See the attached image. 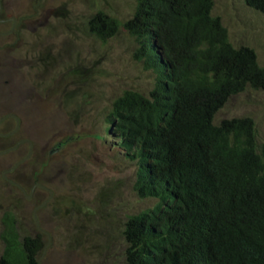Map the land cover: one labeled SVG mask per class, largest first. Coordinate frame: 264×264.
I'll return each mask as SVG.
<instances>
[{
  "label": "trees",
  "instance_id": "obj_1",
  "mask_svg": "<svg viewBox=\"0 0 264 264\" xmlns=\"http://www.w3.org/2000/svg\"><path fill=\"white\" fill-rule=\"evenodd\" d=\"M264 14V0H244ZM213 0H135L123 21L96 10L87 27L106 41L123 28L151 72L147 93L125 89L105 134L134 166L132 190L154 204L127 216L124 264H264V139L249 115L214 121L231 95L264 89V67L234 45ZM109 139V138H108ZM0 264H39L40 235L2 216Z\"/></svg>",
  "mask_w": 264,
  "mask_h": 264
},
{
  "label": "rangeland",
  "instance_id": "obj_2",
  "mask_svg": "<svg viewBox=\"0 0 264 264\" xmlns=\"http://www.w3.org/2000/svg\"><path fill=\"white\" fill-rule=\"evenodd\" d=\"M134 4L0 0V255L8 211L21 233L40 235L39 264H124V222L155 200L135 195L134 166L101 135L111 101L147 93L152 74L123 28L102 41L87 21L98 9L123 21ZM212 14L264 67V14L244 0H213ZM241 115L263 140L264 89L231 95L214 121Z\"/></svg>",
  "mask_w": 264,
  "mask_h": 264
}]
</instances>
